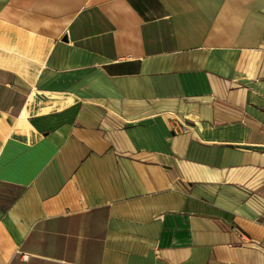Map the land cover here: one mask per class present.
I'll use <instances>...</instances> for the list:
<instances>
[{"label": "crops", "instance_id": "1", "mask_svg": "<svg viewBox=\"0 0 264 264\" xmlns=\"http://www.w3.org/2000/svg\"><path fill=\"white\" fill-rule=\"evenodd\" d=\"M0 264H264V0H0Z\"/></svg>", "mask_w": 264, "mask_h": 264}, {"label": "rangeland", "instance_id": "2", "mask_svg": "<svg viewBox=\"0 0 264 264\" xmlns=\"http://www.w3.org/2000/svg\"><path fill=\"white\" fill-rule=\"evenodd\" d=\"M187 114V110L186 111H179L178 113H177V116L178 117H180V119L182 120V121H185L186 119H185V115Z\"/></svg>", "mask_w": 264, "mask_h": 264}]
</instances>
